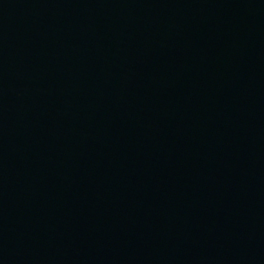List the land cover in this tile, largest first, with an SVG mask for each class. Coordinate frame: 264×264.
Returning <instances> with one entry per match:
<instances>
[{"label": "water", "instance_id": "obj_1", "mask_svg": "<svg viewBox=\"0 0 264 264\" xmlns=\"http://www.w3.org/2000/svg\"><path fill=\"white\" fill-rule=\"evenodd\" d=\"M0 264H264V0H0Z\"/></svg>", "mask_w": 264, "mask_h": 264}]
</instances>
